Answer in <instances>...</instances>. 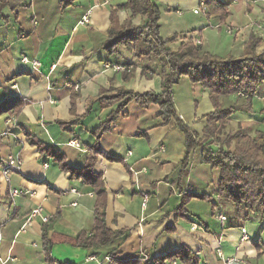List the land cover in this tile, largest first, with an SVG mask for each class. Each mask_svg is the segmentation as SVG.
Returning <instances> with one entry per match:
<instances>
[{
  "label": "crops",
  "instance_id": "0c3cea01",
  "mask_svg": "<svg viewBox=\"0 0 264 264\" xmlns=\"http://www.w3.org/2000/svg\"><path fill=\"white\" fill-rule=\"evenodd\" d=\"M151 1L160 14V37L176 36L168 45L173 50L183 40L200 41L213 55L239 59L253 38L264 48V0H217L223 9L209 4L207 14L184 30L176 15L180 0ZM85 16L88 21L81 24ZM143 19L132 16L127 0H0V103L23 100L17 113L0 115V256L8 259L5 264H153L182 248L196 255L197 264H224L232 257L234 264H264V216L249 213L233 224L230 206L220 207L215 194L218 170L201 164L199 151L188 160L186 179L178 183L184 136L176 119L163 124L157 104L142 107L133 100L122 106L117 91H162L163 64L157 57L137 56L132 42L109 53L112 20L119 28ZM100 95L106 98L97 101ZM172 97L177 119L200 137L204 117L212 111L208 91L182 76ZM235 101L231 95L221 98L224 106ZM110 116V129L99 142L104 153L121 161L99 157L94 171L101 175L106 226L126 231V237L105 247L75 246L73 239L93 229L97 196L82 178L70 177L61 162L30 145L22 129L53 146L62 162L80 168L96 141L92 131ZM73 120L77 122L68 127L60 124ZM228 126L264 132V82L252 98L251 112L233 114ZM174 140L176 152L170 147ZM10 156L19 159L20 167L5 178L2 167ZM13 189L21 194L12 195ZM188 192L206 195L210 213L208 207L192 208L198 203L192 198L185 216L175 214L172 209ZM38 206L49 222L37 216L26 223ZM218 208L227 218L223 223L213 216Z\"/></svg>",
  "mask_w": 264,
  "mask_h": 264
},
{
  "label": "trees",
  "instance_id": "16d2710c",
  "mask_svg": "<svg viewBox=\"0 0 264 264\" xmlns=\"http://www.w3.org/2000/svg\"><path fill=\"white\" fill-rule=\"evenodd\" d=\"M204 3L217 9L225 7V4L217 0H207ZM127 6L132 16L141 15L144 19L139 25L125 22L119 28L115 26V20H112V27L108 30L109 53L112 54V50L119 44L132 42L137 56L157 57L158 61L163 64L160 72L162 91L159 93L117 91L122 100V106L133 100L142 107L157 104L163 124H168L172 118L176 119V126L185 138V156L181 161V170L177 176L178 183H183V178L187 175L189 154L199 151L200 163L218 170L215 194L219 199L220 207L221 205L230 206L232 210L230 217L234 221L233 224L246 220L249 213L264 216V132H257L256 136L250 139L245 134L246 128H239L233 133H228L225 138L220 136L221 128L228 124L233 114L241 111L251 112L252 98L264 82V48L260 49L261 40L251 39L246 45L243 57L239 59L213 55L205 51L201 44L191 42L182 43L176 50H173L168 45L175 41L176 36L166 39L160 37V14L151 0H127ZM182 76L188 77L192 83H200L208 91L212 104V111L204 117L206 123L200 137L180 119H177L173 107L172 87L179 82ZM229 95H234L236 101L228 106L222 105L221 98ZM105 98V95H100L96 100L100 101ZM242 99L244 102H239ZM22 105L23 100L20 97L8 98L0 103V115L11 110L17 113ZM111 117L92 131L96 141L88 148L89 156L85 165L80 168L62 162L63 156L59 155L53 146L36 140L31 133L22 129L30 145L61 162L62 169L69 173L70 177L82 178L83 183L87 184L97 196L93 229L89 235L82 233L73 239L75 246L105 247L119 238L126 237V231H112L106 226V203L101 175L94 171V164L99 157L108 161H121L119 158L104 153L99 142L102 134L110 129ZM76 122L77 120H73L60 124L68 127ZM230 144H233L234 148L231 149ZM192 198L208 199L204 194L185 193L174 210L175 214L185 216V205ZM49 220L50 218L46 223ZM43 241L44 251L48 252L45 234ZM167 261L197 264L198 259L196 255H191L189 251L182 248L157 257L153 264H165Z\"/></svg>",
  "mask_w": 264,
  "mask_h": 264
},
{
  "label": "rangeland",
  "instance_id": "374dc122",
  "mask_svg": "<svg viewBox=\"0 0 264 264\" xmlns=\"http://www.w3.org/2000/svg\"><path fill=\"white\" fill-rule=\"evenodd\" d=\"M180 2L181 3H179V5H178L179 6L178 7L179 13L176 15H177V21H178V24H179L181 30H184L186 25L190 26L191 24H194L195 22H197V20H199V19L201 20L205 14L203 12H200V15L194 14L195 9L201 8V3H199V0H194L193 4H195V6H193V7H187L189 5V0H180ZM202 3H204V1H202ZM203 8H204V10H208L209 5L204 3ZM182 43H186V42L183 40ZM231 96H234V95H231ZM234 99L235 98L233 97L231 100H234ZM233 127L228 126V124L225 125V127L221 128V130H220V136L222 138H225L228 133L230 134V133H233L234 131H236L235 128H233ZM245 134L250 139L256 136V134L251 129H248V128H246ZM183 136H184V134H183ZM177 142L178 141L174 140V143L172 142V145L170 146L173 149L172 151H174V152H176V146L178 145ZM230 147H231V149L234 148L233 144H230ZM192 154L193 153L189 154V159L192 157ZM184 156H185V138H184V155L182 157V160L184 159ZM182 160L179 161V170H181V161ZM179 170H177V176L179 174ZM185 179H186V177L183 178V181ZM196 199H197L198 203L196 205H193L192 208L200 207V208L205 210V207H208L209 213H210V207H209L208 203L206 202V200L205 199H199V198H196ZM179 204H180V201L172 209V211H174L178 207ZM186 208H189V205H186ZM199 210H201V209H199ZM216 214H217V212L214 213L213 216L216 217Z\"/></svg>",
  "mask_w": 264,
  "mask_h": 264
},
{
  "label": "built area",
  "instance_id": "2783aa9c",
  "mask_svg": "<svg viewBox=\"0 0 264 264\" xmlns=\"http://www.w3.org/2000/svg\"><path fill=\"white\" fill-rule=\"evenodd\" d=\"M204 3L201 2V8H198V9H195L194 10V13L195 14H198L200 12H203L204 14H207L206 13V10H204ZM88 19L87 17H83L82 18V21H81V24L87 22ZM228 33H231V30H228L227 31ZM197 44H200V41H197ZM24 61L26 62V59L24 58ZM36 64V66L38 65V63H34ZM109 65H106V68H108ZM111 68H113L114 70H117V71H120V70H123L124 67L123 66H120V65H112L110 66ZM52 68H55V65L52 66ZM11 119L9 118L8 119V122H10ZM72 145H76L77 147L79 146L75 141H73L71 143ZM20 167V161L19 159L15 158V157H12L10 156L7 160V163L2 167V174L5 178L8 177L9 173L11 172V170H15L17 168ZM11 194L12 195H19L21 194V191L20 190H17V189H13L11 190ZM146 202H147V195H144V199H143V202H142V207L145 208L146 206ZM219 211L217 212L216 214V217L217 219L220 221V222H224L226 221V216L222 213L221 211V208H218ZM37 216H41L42 218V221L44 223H46L49 219L48 216H42V207L41 206H38V207H35L33 208L29 213H28V216H27V219H26V223H29L31 222L32 220H34ZM241 232L243 234V237H242V240L246 238V229L245 228H242L241 229ZM1 243H2V235L0 233V247H1ZM107 261H110V258H106ZM8 261V259H3L1 256H0V264H5L6 262ZM236 262V258H226L224 259V264H234Z\"/></svg>",
  "mask_w": 264,
  "mask_h": 264
}]
</instances>
